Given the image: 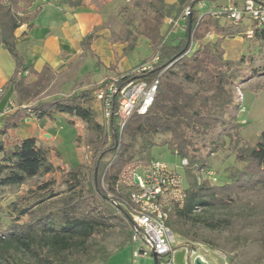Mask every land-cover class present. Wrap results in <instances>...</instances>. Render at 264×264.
Instances as JSON below:
<instances>
[{"label":"trees","instance_id":"obj_1","mask_svg":"<svg viewBox=\"0 0 264 264\" xmlns=\"http://www.w3.org/2000/svg\"><path fill=\"white\" fill-rule=\"evenodd\" d=\"M36 1L0 0V47L6 49L15 62V72L3 87L12 88L15 104L0 125V187L20 186L54 172L53 164L36 138L15 141L12 136L20 120L30 115L38 122H54L57 114L75 116L99 138L109 136L110 142L104 148L106 139L101 140L100 148L95 150L92 176L86 188L81 185L82 172L76 167L61 175L60 186H66L67 194H56L51 183H45L7 206L9 223L4 225L0 216V264H11L17 252L26 254L35 264L105 263L108 255L103 242L114 235L130 241L132 235L124 205L128 202V192L116 188V181L128 166L148 164L152 160L150 149L154 138L159 135L169 136L165 143L168 149L188 161L184 169L187 185L183 206L170 209L169 228H172L170 220L190 219L199 207L226 208L240 194L258 186L264 189V131L253 147L237 148L234 162L225 169L221 185L204 178L209 167L199 158L191 135L206 134L218 126L227 125L217 112L221 114L233 103L230 97L227 100L222 98L224 86L236 81L243 61L224 58V39L241 37L251 39L250 43L264 41V29L252 24V37L247 38L246 30L231 21V24L224 20L222 23L215 15L216 11L200 16L197 5L206 0H192L186 8L190 13L186 15L185 11L182 15L184 37L169 44L161 33V26L166 20L172 23L175 20L172 17L180 16L181 11H175L165 0H136L133 8H143L147 15L142 20L139 35L148 43L150 61L157 59L149 70L116 73L115 76L124 75V80L147 82L158 79V87L148 112L145 115L133 113L119 136L115 118H111V130L106 131L89 106L95 91L110 78L78 94L28 105L54 77L48 65L39 72L25 65L15 45L16 30L22 24L31 28L39 14V6L34 7ZM62 1L75 8L84 0ZM241 1L232 0V3L240 6ZM210 34L216 37L214 41H206ZM90 39L91 35L84 38V48ZM193 44H196L195 48ZM91 55L95 57L94 53ZM25 71L27 75H24ZM262 71L264 73V69ZM169 76H179L183 82L191 84L192 89L169 79ZM135 146L138 148L137 160H134ZM78 187L79 191H74ZM107 193L112 195L111 199Z\"/></svg>","mask_w":264,"mask_h":264},{"label":"rangeland","instance_id":"obj_2","mask_svg":"<svg viewBox=\"0 0 264 264\" xmlns=\"http://www.w3.org/2000/svg\"><path fill=\"white\" fill-rule=\"evenodd\" d=\"M89 1L102 15L103 22L100 27H97L98 30L106 29L109 35L104 40L107 43V49H104L107 55L103 52V61L107 62L106 57H109V62H113L112 65L120 74L130 73L148 65L151 54L149 46L147 41L139 35L142 20L147 15L143 8H133L136 0ZM179 1L165 0L166 3L173 5L175 11H181L180 16L174 12L178 16L172 17L175 19L172 23L166 20L161 26V33L169 44L177 43L185 34V21L182 15L186 11L187 4L192 0H184L181 3ZM226 2L227 0L215 2L206 0L201 5H197V9L201 16L209 9L214 11L222 9ZM223 20L230 22L221 18L222 23ZM237 24L243 30L252 26L250 20H243ZM215 39L216 37L210 34L206 41ZM250 40L242 38L234 40L227 37L222 43L226 53H224L225 59L229 61L242 59L243 61L236 81L224 86L225 92L222 98L227 100L230 97L233 103L226 106L221 114L217 112V116L223 118L227 125L218 126L206 134H191L199 158L213 173L209 177L205 174L204 178L215 185L223 183L225 169L233 164L237 148L253 147L258 136L264 131V73L262 71L264 41L254 40L250 43ZM90 42L91 39L86 46H89ZM86 46L85 59L83 58L85 62H80L78 65L72 64L66 70L67 72L54 75L47 87L36 99L29 101L28 105L32 106L36 101H48L74 93L78 94L95 87L106 78L115 76L116 71L103 69L99 58L93 57ZM195 47L196 44H193V48ZM169 79L181 82L187 89H192V85L183 82L179 76H169ZM12 100L15 104L14 98ZM89 106L95 113L98 123L104 126L100 107L94 96ZM56 118L54 122L46 123L49 126L48 129L43 130V137L37 139L53 164L54 172L28 180L20 186L0 187V216L4 225H7L11 219L7 206L28 195L29 192L36 191L39 185L51 183L50 187L54 193L67 194L66 186H60L61 175L64 172L78 167L82 172L81 185L86 188L92 176L95 150L100 148L101 140L106 139L105 145L102 146L104 148L110 142L109 136L99 138L75 116L63 114L57 115ZM53 123L54 125L51 126ZM168 140L169 136L159 135L154 138V145L150 149L151 158L162 161L170 167L179 165L180 158L174 155L165 144ZM137 159L138 148L135 146L134 160ZM186 185L185 179V187ZM79 189L80 187L75 188L74 191L77 192ZM170 223L172 225L170 230L177 245L204 246L208 251L203 253V256L209 264H264V189L262 186L240 194L233 204L226 208L199 207L190 219H174L170 220ZM102 245L107 251L108 259L105 263L91 264H133L132 254L138 245L131 240L125 241L123 237L114 235L105 240ZM10 263L35 264L32 258L22 252H17ZM137 264H154V259L148 256L145 259H139Z\"/></svg>","mask_w":264,"mask_h":264},{"label":"built area","instance_id":"obj_3","mask_svg":"<svg viewBox=\"0 0 264 264\" xmlns=\"http://www.w3.org/2000/svg\"><path fill=\"white\" fill-rule=\"evenodd\" d=\"M189 13V9L186 10L185 14ZM215 15L225 17L233 23L247 19L255 28L263 29L264 0H242L240 6L233 4L232 0H227L226 5L216 11ZM252 30V27L246 29L247 38L252 37ZM156 59L155 57L136 72L149 70ZM133 72L135 71L130 73ZM24 75H27V71ZM157 87L158 79L150 82L124 80V75L113 76L99 87L94 98L99 104L106 131L111 130L110 121L114 117L121 136L125 123L133 113L145 115L148 112L156 96ZM12 106L13 102L9 100L0 115L5 116ZM187 166L185 158H180V164L172 167L152 159L148 164L134 163L119 175L115 186L128 192V202L124 205L132 227L131 242L138 245L132 254L133 264H137L139 259L153 255L156 256L157 264H176L174 256L179 251L184 253L183 264H194L196 258L209 264L203 256L208 249L195 244L178 246L167 224L170 209L173 206H183L186 189L183 172ZM205 174L209 177L213 173L208 170ZM107 196L112 198L110 193H107Z\"/></svg>","mask_w":264,"mask_h":264},{"label":"crops","instance_id":"obj_4","mask_svg":"<svg viewBox=\"0 0 264 264\" xmlns=\"http://www.w3.org/2000/svg\"><path fill=\"white\" fill-rule=\"evenodd\" d=\"M35 6H39L40 11L33 20L32 27L28 28L26 24H22L15 32L16 49L22 54L25 65L31 66L36 72L48 65L54 75L65 73L72 64L78 65L84 61L85 48L82 42L87 35H91L90 53H94L99 58L103 69L119 73L112 65L113 62H109V57H106L107 62L103 61L102 54L105 52L104 49H107V43L104 40L109 35L106 29L98 30L97 27H100L103 22L102 15L89 0H84L75 8L62 0H37ZM209 11L214 10L209 9ZM234 40H241V38L236 37ZM94 67L97 70V67ZM14 72V59L6 49L0 47V112L7 102L14 98L11 87L3 88ZM57 115L54 116L55 120ZM3 118L4 116L0 115V125ZM46 123L52 122H38L33 115H30L20 120L12 136L15 141L31 137L38 139L43 137V130L48 129L49 126ZM53 125L54 123L51 126Z\"/></svg>","mask_w":264,"mask_h":264},{"label":"water","instance_id":"obj_5","mask_svg":"<svg viewBox=\"0 0 264 264\" xmlns=\"http://www.w3.org/2000/svg\"><path fill=\"white\" fill-rule=\"evenodd\" d=\"M189 30H190V22H189V25H188V31ZM183 254H184L183 251H179V252H177L175 254V256H174V262L176 264H183V262H182ZM153 259H154V264H157V259H156V256L155 255H153ZM194 264H206V263L202 262L199 258H196L194 260Z\"/></svg>","mask_w":264,"mask_h":264}]
</instances>
